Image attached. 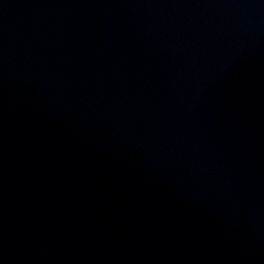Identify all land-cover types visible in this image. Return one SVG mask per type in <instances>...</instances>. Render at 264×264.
<instances>
[{
	"label": "water",
	"instance_id": "95a60500",
	"mask_svg": "<svg viewBox=\"0 0 264 264\" xmlns=\"http://www.w3.org/2000/svg\"><path fill=\"white\" fill-rule=\"evenodd\" d=\"M0 264H264V0H0Z\"/></svg>",
	"mask_w": 264,
	"mask_h": 264
}]
</instances>
